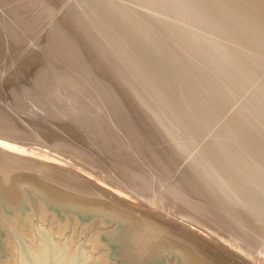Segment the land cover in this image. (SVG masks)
I'll return each instance as SVG.
<instances>
[{
  "label": "bare ground",
  "instance_id": "6f19581e",
  "mask_svg": "<svg viewBox=\"0 0 264 264\" xmlns=\"http://www.w3.org/2000/svg\"><path fill=\"white\" fill-rule=\"evenodd\" d=\"M0 210L68 262L96 226L87 264H219L170 219L261 263L264 0H0Z\"/></svg>",
  "mask_w": 264,
  "mask_h": 264
},
{
  "label": "rangeland",
  "instance_id": "374dc122",
  "mask_svg": "<svg viewBox=\"0 0 264 264\" xmlns=\"http://www.w3.org/2000/svg\"><path fill=\"white\" fill-rule=\"evenodd\" d=\"M120 2H121V0H120ZM122 3H123V1H122ZM19 140H22V138L20 139L19 138ZM16 156H20V157H23V158H25V159H28V160H33L34 162H36V163H38L39 164V167L41 168L42 166H48L49 168H54V170H58V171H60L61 173H63V171H65V172H69V173H72V169H69V168H67V167H65V165L64 164H62V163H56V162H52V161H46V160H44V159H42V158H39V157H33L32 155H30L29 153L27 154V155H22V154H20V153H16ZM64 175V174H63ZM66 176V175H65ZM105 188H107V189H105V190H108L109 188L108 187H105ZM109 190H111V189H109ZM108 190V191H109ZM125 199H127L128 200V198L127 197H124ZM32 202H33V205L34 206H38V203H36L35 202V200H33V198H32ZM132 202L133 203H135V204H132ZM132 204V205H129V207L131 206V208L134 206V208H140V207H138V206H136L137 205V203L138 202H136V200H131L130 202H129V204ZM146 212H147V209L145 210ZM167 216H168V214H166ZM33 225L35 226V230H37L38 228L36 227L37 226V224H38V222H40V223H42V224H45V222L43 223V221L41 222V219L39 218V215H38V213H34V216H33ZM172 220H175V218H173L172 216L170 217ZM192 222V221H191ZM194 222V224L196 225H194L195 227H191L190 225L191 224H186V225H182L181 226V224H178V223H176V224H173L172 223V221L169 219V221H167V225L169 226V227H171V228H173V229H179V230H184V231H186L187 230V233L190 235V236H192V237H194L195 239H197V240H199L201 243H203L204 245H205V247H206V250H208V254H209V256L213 259V260H215L217 263H219V264H249V263H247L248 261H246V260H244V259H246V258H240V257H238L237 256V254L240 252H244L245 254H247V252H248V255H250L251 253L253 254V256H254V254L255 253H257L256 251L257 250H253V249H251L250 247V249L249 248H247V246L246 245H243L242 243H239L240 241L238 240V239H235V241L236 240H238V241H236V242H233V243H236V246H237V248H234L236 251H233V252H235L234 254H232V255H230L231 253H227L226 252V250H223V249H221V247L219 246V245H217L215 242H213V241H211V237L210 236H207L208 234H206V232H204V233H202V230H197V226L199 225V224H197V220H195V221H193ZM196 222V223H195ZM199 223V222H198ZM0 224L3 226V228L5 229V231L15 240V242L17 243V245H19L18 244V239H17V237H16V235H15V233H14V231L12 230V228L15 230V231H17L18 233H20L23 237H24V233L26 232V230L25 229H22V228H18L14 223H13V220L12 219H10V218H7L6 216H4V214L2 213V211L0 210ZM47 224V223H46ZM46 224H45V226H46ZM48 226V225H47ZM46 226V228L49 230V231H51L50 229H49V227H47ZM178 226H180V227H178ZM185 226V227H184ZM188 227H190V228H188ZM99 227L97 228L96 226L95 227H92V228H90V229H88V230H86V231H84V232H80L81 234H80V236H78L77 238H76V243H75V248H78L80 245H81V243L83 242V246L84 247H86L87 249H88V240L89 239H91V237H92V235H94L97 231H99ZM196 230L198 231V232H196ZM67 234L64 236V238H63V242H64V240H65V238L67 237V239H68V241H69V236H71L72 234H73V232H72V229H67ZM194 232H196V233H194ZM201 235V236H200ZM232 243V244H233ZM238 244V245H237ZM243 245V246H242ZM219 246V247H218ZM225 247H227V245H224ZM239 246L243 249V247H245V249H246V251H245V249L242 251V249L240 248L239 249ZM253 250V251H252ZM251 252V253H250ZM255 252V253H254ZM237 253V254H236ZM252 256V255H251ZM255 260H256V257L254 258ZM263 261H264V258H263ZM261 262L262 264H264V262ZM246 262V263H245ZM257 263L259 262V261H256ZM176 263V259H174V254H173V257H171L170 258V261H169V264H175ZM261 263H258V264H261Z\"/></svg>",
  "mask_w": 264,
  "mask_h": 264
},
{
  "label": "water",
  "instance_id": "95a60500",
  "mask_svg": "<svg viewBox=\"0 0 264 264\" xmlns=\"http://www.w3.org/2000/svg\"><path fill=\"white\" fill-rule=\"evenodd\" d=\"M36 227L44 239L42 252L31 249L23 236L12 228L21 244L20 264H87L94 258L82 242L68 262L69 243L67 237L59 246L44 224L38 222Z\"/></svg>",
  "mask_w": 264,
  "mask_h": 264
}]
</instances>
